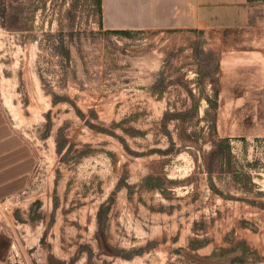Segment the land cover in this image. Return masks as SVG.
Returning a JSON list of instances; mask_svg holds the SVG:
<instances>
[{
	"label": "rangeland",
	"instance_id": "374dc122",
	"mask_svg": "<svg viewBox=\"0 0 264 264\" xmlns=\"http://www.w3.org/2000/svg\"><path fill=\"white\" fill-rule=\"evenodd\" d=\"M100 20L0 0V264H264V59Z\"/></svg>",
	"mask_w": 264,
	"mask_h": 264
},
{
	"label": "crops",
	"instance_id": "0c3cea01",
	"mask_svg": "<svg viewBox=\"0 0 264 264\" xmlns=\"http://www.w3.org/2000/svg\"><path fill=\"white\" fill-rule=\"evenodd\" d=\"M102 27L107 31H160L176 35L181 43L175 61L200 62L199 46L207 35L223 40L222 46H203L221 53L219 62L264 59V1L250 0H102ZM192 40V41H191ZM191 41V43H190ZM165 58L158 62L165 63Z\"/></svg>",
	"mask_w": 264,
	"mask_h": 264
},
{
	"label": "trees",
	"instance_id": "16d2710c",
	"mask_svg": "<svg viewBox=\"0 0 264 264\" xmlns=\"http://www.w3.org/2000/svg\"><path fill=\"white\" fill-rule=\"evenodd\" d=\"M250 1H264V0H250ZM97 5H98L99 13L101 15L100 25L102 27V13H103L102 0H97ZM111 32L119 33V31H111Z\"/></svg>",
	"mask_w": 264,
	"mask_h": 264
}]
</instances>
